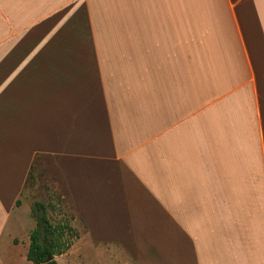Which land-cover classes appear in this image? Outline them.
<instances>
[{
	"label": "crops",
	"instance_id": "0c3cea01",
	"mask_svg": "<svg viewBox=\"0 0 264 264\" xmlns=\"http://www.w3.org/2000/svg\"><path fill=\"white\" fill-rule=\"evenodd\" d=\"M42 157L58 264H264V0H0V264Z\"/></svg>",
	"mask_w": 264,
	"mask_h": 264
},
{
	"label": "rangeland",
	"instance_id": "374dc122",
	"mask_svg": "<svg viewBox=\"0 0 264 264\" xmlns=\"http://www.w3.org/2000/svg\"><path fill=\"white\" fill-rule=\"evenodd\" d=\"M48 163L50 165V160L47 157H42L41 162L40 160L34 162L30 169L31 174L27 179L22 197L25 198L24 200H26L31 207L35 201L48 204V215L52 222L68 220L70 223L75 217V211L68 197L63 201L60 200L61 192L57 191L58 188H55V185L52 183L53 178L52 176L50 178L46 166ZM54 173L56 172L54 171ZM79 230L80 232L74 229L78 236L73 238L72 243L76 241L79 236L84 235L83 227ZM84 244L85 241L78 243V245H80L78 249H81L80 253L83 256L82 260H69L66 264H126V260H112L110 256L109 260H105V255L102 256L103 260H98L101 256L96 254L97 252L95 250ZM102 252L105 254V251ZM107 253L109 254V252Z\"/></svg>",
	"mask_w": 264,
	"mask_h": 264
},
{
	"label": "trees",
	"instance_id": "16d2710c",
	"mask_svg": "<svg viewBox=\"0 0 264 264\" xmlns=\"http://www.w3.org/2000/svg\"><path fill=\"white\" fill-rule=\"evenodd\" d=\"M30 174L29 171L28 177ZM31 212L35 219V227L29 235L26 258L34 264H58L54 255L68 250L73 238L78 234L68 220L52 222L48 215V204L35 201ZM48 256H51L50 260H46Z\"/></svg>",
	"mask_w": 264,
	"mask_h": 264
},
{
	"label": "water",
	"instance_id": "95a60500",
	"mask_svg": "<svg viewBox=\"0 0 264 264\" xmlns=\"http://www.w3.org/2000/svg\"><path fill=\"white\" fill-rule=\"evenodd\" d=\"M51 259V256H48L46 260H50Z\"/></svg>",
	"mask_w": 264,
	"mask_h": 264
}]
</instances>
